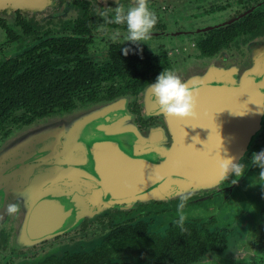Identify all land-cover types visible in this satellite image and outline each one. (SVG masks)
<instances>
[{
  "label": "flooded vegetation",
  "instance_id": "flooded-vegetation-1",
  "mask_svg": "<svg viewBox=\"0 0 264 264\" xmlns=\"http://www.w3.org/2000/svg\"><path fill=\"white\" fill-rule=\"evenodd\" d=\"M120 3L127 9L135 0H55L44 12H0V101L20 92V67L53 49L61 52L69 77L90 79L75 87L76 93L117 95L33 120L20 119L25 110L14 109L0 116V145L39 123L119 102L137 130L157 128L164 116L148 112L144 96L164 69L199 88L192 125L207 122L218 110L242 107L246 78H252L254 102L259 77L264 78V0H148L157 24L139 44L126 40L125 25L105 22L103 13L110 17ZM123 48L130 50L127 56ZM132 79L144 84L131 86ZM228 83L236 91L231 96ZM133 95L139 99L132 101ZM260 151L264 119L241 163L247 165L243 177L232 184V173L191 192L186 231L175 223L180 196L123 201L42 241L21 239L7 218L0 220V264H264V181L250 162ZM72 242L81 247L68 249Z\"/></svg>",
  "mask_w": 264,
  "mask_h": 264
},
{
  "label": "water",
  "instance_id": "water-1",
  "mask_svg": "<svg viewBox=\"0 0 264 264\" xmlns=\"http://www.w3.org/2000/svg\"><path fill=\"white\" fill-rule=\"evenodd\" d=\"M54 2L0 0V12H44ZM250 81L242 107L218 110L200 124L162 113L147 91V111L164 116L157 128L137 130L119 102L21 131L0 145V220L12 218L21 239L42 241L123 201L171 199L179 188L191 193L218 184L219 151L241 164L262 129L264 78L254 102ZM228 88V96L236 92ZM15 203L20 211L8 215Z\"/></svg>",
  "mask_w": 264,
  "mask_h": 264
},
{
  "label": "clouds",
  "instance_id": "clouds-1",
  "mask_svg": "<svg viewBox=\"0 0 264 264\" xmlns=\"http://www.w3.org/2000/svg\"><path fill=\"white\" fill-rule=\"evenodd\" d=\"M103 17L106 23L125 25L127 31L126 40L134 44L142 43L150 38V34L158 19L155 13L150 10L148 0H135L134 6L127 9L120 3L112 9L110 17L107 12L103 13ZM112 38L116 39V35H113ZM122 50L125 56L129 54L130 50L128 48H123ZM148 91L159 110L169 117L194 119L199 114L197 111L199 88L190 87L173 71L164 69L157 76L155 82L150 84ZM250 162L253 166L261 169L258 177L261 181H264V151L253 152ZM217 165L223 179L228 180V174L234 173L235 179L231 181L232 184L237 183L243 177L247 167V165L235 163V157L221 156L220 151ZM252 183L253 185L256 184L253 181ZM177 192L180 195V202L177 205L178 220L175 223L183 232L186 231L184 223L187 219L184 209L191 193H187L183 188H179ZM19 211V203L7 205L8 215L16 214ZM0 218L3 217L0 216Z\"/></svg>",
  "mask_w": 264,
  "mask_h": 264
},
{
  "label": "trees",
  "instance_id": "trees-1",
  "mask_svg": "<svg viewBox=\"0 0 264 264\" xmlns=\"http://www.w3.org/2000/svg\"><path fill=\"white\" fill-rule=\"evenodd\" d=\"M58 55H61V52L53 49L52 53L42 55L40 59H30L27 66L20 67V92L4 96L0 101V116L6 118L12 110L19 108L25 110L20 119L33 120L55 111H69L78 103L117 97V95H100L95 92L76 93L75 87H80L90 79L79 80L81 76L77 79L69 77L62 68L64 60ZM31 56L38 57L33 54ZM22 68H25L24 72H21ZM130 82L131 86L136 88L144 84L140 79H132Z\"/></svg>",
  "mask_w": 264,
  "mask_h": 264
},
{
  "label": "rangeland",
  "instance_id": "rangeland-1",
  "mask_svg": "<svg viewBox=\"0 0 264 264\" xmlns=\"http://www.w3.org/2000/svg\"><path fill=\"white\" fill-rule=\"evenodd\" d=\"M13 49H16V48L14 47ZM138 99H139V96H138V95H133V96H132V101H135V100H138ZM80 247H81V245H78V244L75 243V242H72L71 244H69V245L67 246L68 249H78V248H80Z\"/></svg>",
  "mask_w": 264,
  "mask_h": 264
}]
</instances>
